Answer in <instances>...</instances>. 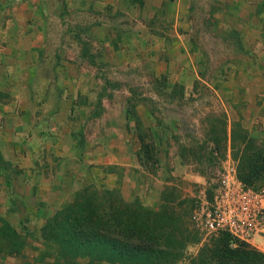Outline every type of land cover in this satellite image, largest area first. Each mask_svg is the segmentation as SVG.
<instances>
[{
  "label": "rangeland",
  "instance_id": "rangeland-1",
  "mask_svg": "<svg viewBox=\"0 0 264 264\" xmlns=\"http://www.w3.org/2000/svg\"><path fill=\"white\" fill-rule=\"evenodd\" d=\"M49 1L54 11L64 8L63 25L50 30L62 45L60 55L43 60L41 76L54 83L51 70L57 71L58 95L74 106L70 116L61 111L57 155L49 154V164L41 153V167L53 173L62 167L56 178L70 183L45 200L33 195L29 206L15 204L9 222L20 234L11 237L21 251L3 255L63 264L40 229L58 209L87 201L108 220L119 219L116 232L152 225L165 236L171 232L182 255L163 264H191L216 243V236L201 230V199L227 164L238 171L234 147L242 149L245 137L249 149L264 156L263 126L246 118L247 99L240 92L249 81L245 64L255 62L240 52V32L233 28L237 0H100L103 5H94L103 11L91 8L88 15L75 7L80 1ZM256 17L264 22V14ZM80 20L86 28L71 26ZM69 70L75 75L62 77ZM37 83L42 93L46 81ZM251 184L264 187V173ZM3 226L2 249L10 242ZM75 262L96 264L87 257Z\"/></svg>",
  "mask_w": 264,
  "mask_h": 264
},
{
  "label": "crops",
  "instance_id": "crops-1",
  "mask_svg": "<svg viewBox=\"0 0 264 264\" xmlns=\"http://www.w3.org/2000/svg\"><path fill=\"white\" fill-rule=\"evenodd\" d=\"M54 1L57 4V0ZM79 1L81 4H77ZM49 2L11 0L7 2V6H0V218L8 222L15 218L17 202L29 206L33 195L37 196L38 201H42L47 194L62 187L68 188L70 183L56 178L61 176L62 167L54 173L50 169L46 170L47 167H41L44 163L41 161V153H46L47 163L50 160L49 154L53 157L57 155L58 137L54 134L58 133L56 125L61 111L70 116L74 106L72 100L66 102L58 95L59 81L55 79L57 71L51 70L54 83L51 78L41 76V72L45 70L43 60L48 55H60L62 45L61 38L54 43L50 30L59 24L63 25L60 12L64 8L60 12L54 11ZM71 2L73 5L76 2L75 7H79L81 13H91V8L97 12L103 11V6L96 8L94 5L95 2L103 5L100 0H86L85 4L83 0ZM258 2L237 0L232 8L236 14H240L235 16L237 21L233 26L240 32L238 45L244 46V50L240 52L251 56L255 62L254 65L245 64L243 78L249 81L243 86L239 85L241 94L247 99L245 115L247 119L261 124L264 133V22L256 20L257 15L264 14V5L261 6ZM241 14L246 17L242 18ZM87 25L86 20L71 24L73 28H86ZM54 45L58 48L55 49ZM62 74V77L68 78L75 75L72 70ZM40 78L46 81L42 93L39 90L42 86L37 83ZM60 91L59 89V93ZM42 94L55 95L56 99L48 100ZM68 116H64L65 119L68 120ZM10 172L15 173L14 179L8 177ZM17 189L21 195L17 193ZM25 263L35 264L23 262L14 256L0 255V264Z\"/></svg>",
  "mask_w": 264,
  "mask_h": 264
},
{
  "label": "trees",
  "instance_id": "trees-1",
  "mask_svg": "<svg viewBox=\"0 0 264 264\" xmlns=\"http://www.w3.org/2000/svg\"><path fill=\"white\" fill-rule=\"evenodd\" d=\"M235 136L233 134L232 138L235 139ZM243 139L242 149L237 145L234 147L237 151L235 156H238L237 175L243 183L255 187L251 183L264 173V156L256 150H250V145ZM87 204V201L67 204L49 217L40 229L42 237L57 247L63 264H78L75 259L79 257H87L89 262L96 264L102 261L111 264H163L182 255L178 244L175 246L178 240H174L175 236L171 232L166 236L160 234L161 229L155 230L154 225L136 233L128 231L134 228L116 232L115 229L121 228L119 219H114V222L108 220L98 212L97 206ZM0 224L10 235L7 238L10 242L5 244L6 248H0V255L19 253L21 245L16 244L11 236L19 237L20 234L2 218ZM216 237L215 245L203 248L191 264H264L263 253L242 243L232 247L230 236L226 233Z\"/></svg>",
  "mask_w": 264,
  "mask_h": 264
},
{
  "label": "built area",
  "instance_id": "built-area-1",
  "mask_svg": "<svg viewBox=\"0 0 264 264\" xmlns=\"http://www.w3.org/2000/svg\"><path fill=\"white\" fill-rule=\"evenodd\" d=\"M201 200L205 236L226 233L232 247L242 243L264 254V187L243 183L229 163L219 173L211 194Z\"/></svg>",
  "mask_w": 264,
  "mask_h": 264
}]
</instances>
